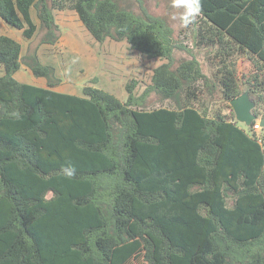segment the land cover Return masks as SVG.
<instances>
[{"label": "trees", "instance_id": "1", "mask_svg": "<svg viewBox=\"0 0 264 264\" xmlns=\"http://www.w3.org/2000/svg\"><path fill=\"white\" fill-rule=\"evenodd\" d=\"M65 9L100 43L167 62L139 95L130 79L126 100L55 90L39 49L59 41ZM0 18L39 38L23 53L0 34V264H264V129L259 141L230 104L249 90L264 116V0H201L209 73L195 54L174 66L187 46L145 0H0ZM238 58L256 69L242 82ZM23 66L48 87L19 81Z\"/></svg>", "mask_w": 264, "mask_h": 264}, {"label": "rangeland", "instance_id": "2", "mask_svg": "<svg viewBox=\"0 0 264 264\" xmlns=\"http://www.w3.org/2000/svg\"><path fill=\"white\" fill-rule=\"evenodd\" d=\"M145 3L150 12L155 15L163 16L167 19V22L174 30V38L178 43H182L183 45L187 46L186 49L177 48L175 50L174 55L176 62L174 66L176 67L179 65L181 61L191 59L193 57L192 55L195 54L196 57L201 61L204 71L209 73L212 70V67L209 68V64H207V57L214 56V54L209 53V48H198L195 46V24L192 23L185 27L179 19L183 9L173 7V0H145ZM133 8H135L136 11H139L138 7L133 6ZM32 11L35 21L39 23V20L36 16V11L34 9ZM55 14L57 22L60 26L61 37L56 46L42 45L43 47L41 46V55L45 61L51 60L58 65L59 72L63 74V78L67 81L66 87L63 85L59 87L63 90L72 88L71 83L74 81V74L82 73L80 68L86 67L87 61H95L91 58V56H95V59L98 62H101L99 67L103 66L106 62H113L115 64L113 66L117 67L115 68L117 78L114 79L111 72L102 71L104 70V67L99 68L98 66L94 65L93 68L95 70H93L94 73H97L100 83L101 81H104L106 75L107 79H113L115 84L118 85L115 95L122 100H126L128 97L126 84L130 79L134 78L139 82L135 90L136 94L139 95L151 82L154 69L162 63L167 62V59L165 58H148L145 54L140 53L138 50L132 49L129 43L125 40L116 41L112 38H108L107 40L109 42L97 45L99 46L98 50V47L93 46L96 44L93 42V40H95L94 37L91 35V33H89L88 29L82 23L76 11L71 9L56 10ZM197 20H200V14ZM195 23L197 22L195 21ZM5 25L11 28L10 25H7L4 20H1L0 33L7 32ZM13 35L16 37V40L21 42L23 45V53L27 51L28 47L34 48L37 46L39 38L35 36L31 41L27 40L23 36L22 29L14 28ZM213 63V70H216L218 61ZM234 67L237 69L241 82L244 79H247L249 75H254L256 72L254 64L248 58H238L236 60V64H234ZM86 69H89V67H86ZM111 70L114 72V67H112ZM123 70L124 72H121ZM19 74L22 79L27 80L28 77L33 75V72H31L27 67L23 66L20 69ZM75 81L79 82L78 79ZM86 83L91 85L92 79L87 80L85 84ZM80 85L77 84L76 86H73V90L79 91ZM92 85H94V83H92ZM101 85L102 83L100 86ZM119 86H121V89ZM245 91L246 89H243V92ZM79 92L82 94V88ZM252 97L256 99L255 96L252 95ZM157 105H160L159 97L158 95L153 94L148 99L147 106L153 107ZM260 110L264 112V102L260 104ZM248 127L249 126H247V129Z\"/></svg>", "mask_w": 264, "mask_h": 264}, {"label": "crops", "instance_id": "3", "mask_svg": "<svg viewBox=\"0 0 264 264\" xmlns=\"http://www.w3.org/2000/svg\"><path fill=\"white\" fill-rule=\"evenodd\" d=\"M2 19L0 18V21H1ZM8 25V24H7ZM5 27H6V29H7V32H4V33H0V34H7V35H9V36H11V37H13L14 39H16V37L13 35V30H14V27L13 26H10L11 28H9V26H6L5 25ZM90 33V32H89ZM95 39V38H94ZM117 41V40H116ZM93 42H94V44L95 45H93V46H96V47H98V50H99V46H97V45H100V44H102V43H100L99 41H97V40H93ZM106 42H109L108 40H106L104 43H106ZM58 43V42H57ZM57 43L56 44H54L53 46H56L57 45ZM49 44H44L43 46H48ZM42 46V47H43ZM42 47L39 49V56H40V59H41V61L44 63V64H51V65H53V66H55L56 67V71H57V75H58V77H60L61 79H62V82L60 83V85L59 86H57V87H55L54 89L55 90H57V91H61V92H65V93H71V94H81L79 91L81 90V88L83 89V87H84V85H86V84H89V83H86L85 84V82L87 81V80H89V79H94V78H96L97 79V82H96V84H98V85H96V84H94V86H98V87H100V88H103V89H105V90H107L108 92H110V93H113V94H116V88L118 87V85H116L115 84V82H114V78H117V73L115 72V68H117L116 66H113V65H115L113 62H106L103 66H100L99 67V65H101V62H98L96 59H95V56H91V58L92 59H94L95 61H91V62H89V61H87L86 62V67H89V69H86V67H82V68H80L81 70H82V73H75L74 75V78H73V83H71V87L72 88H70V89H61V88H59V87H61L62 85L63 86H67V81L63 78V74L62 73H60L59 72V68H58V65L54 62V61H45L44 59H43V57H42V55H41V49H42ZM88 51V50H87ZM94 65H96V66H98L99 68H101V67H104V70H102V71H104V72H106V71H108V72H111L112 73V75H113V79H107V75L105 76V78H104V81H101V83H102V85L100 86V81H99V78L97 77V73H94ZM112 67H114V72H113V70H111L112 69ZM96 68V67H95ZM94 69V70H93ZM106 69V70H105ZM20 71V70H19ZM19 71L15 74V77L19 80V81H21V82H25V83H30V84H33V85H37V86H41V87H48L47 86V79L46 78H44V77H37V76H35L34 74L32 75V76H30V77H28V79L27 80H25V79H22L21 78V76H20V74H19ZM31 71V70H30ZM32 72V71H31ZM97 72V71H96ZM121 72H124V70L123 71H121ZM3 73V70H2V67H0V74H2ZM79 80V82L78 81H75V80ZM72 80V79H71ZM83 82V83H82ZM82 83V84H81ZM80 85L79 86V88H80V90L79 91H77V90H73V86H76V85ZM84 84V85H83ZM91 85H92V83H91ZM120 87V89H121V86H119ZM77 89V88H76ZM122 100V99H121Z\"/></svg>", "mask_w": 264, "mask_h": 264}, {"label": "water", "instance_id": "4", "mask_svg": "<svg viewBox=\"0 0 264 264\" xmlns=\"http://www.w3.org/2000/svg\"><path fill=\"white\" fill-rule=\"evenodd\" d=\"M230 104L233 107L236 118L239 122L251 126L255 120H258L260 125L264 128V116L258 117L254 113L257 101L252 97L249 90H246L240 96L232 99Z\"/></svg>", "mask_w": 264, "mask_h": 264}, {"label": "clouds", "instance_id": "5", "mask_svg": "<svg viewBox=\"0 0 264 264\" xmlns=\"http://www.w3.org/2000/svg\"><path fill=\"white\" fill-rule=\"evenodd\" d=\"M173 7L183 9L179 19L181 23L187 27L197 20L201 12V0H173ZM256 121L258 120H255L251 126H253ZM64 172L68 177H72L75 175V167L69 165L65 167Z\"/></svg>", "mask_w": 264, "mask_h": 264}, {"label": "built area", "instance_id": "6", "mask_svg": "<svg viewBox=\"0 0 264 264\" xmlns=\"http://www.w3.org/2000/svg\"><path fill=\"white\" fill-rule=\"evenodd\" d=\"M254 131H256L257 136H260V132L262 131V126L260 125L259 121H256L253 125ZM259 141H261V138L259 137Z\"/></svg>", "mask_w": 264, "mask_h": 264}]
</instances>
